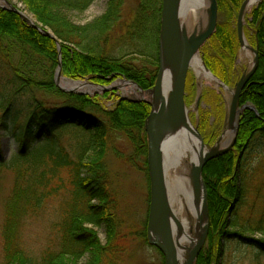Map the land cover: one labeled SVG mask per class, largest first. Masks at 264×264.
<instances>
[{
    "label": "trees",
    "instance_id": "obj_1",
    "mask_svg": "<svg viewBox=\"0 0 264 264\" xmlns=\"http://www.w3.org/2000/svg\"><path fill=\"white\" fill-rule=\"evenodd\" d=\"M20 1L38 23L54 33L61 55L52 38L40 34L16 13L0 8V55L8 60L12 73L10 92L0 87V133L12 126L21 145L17 160L9 167L17 176L6 203L3 264H34L21 245L23 225L61 195L67 197V203L62 220L55 225L60 234V252L48 249L42 263L80 264L87 258L86 264H103L106 256L116 252L120 232L118 204L104 162L110 132L123 133L139 154L146 152L145 122L151 108L145 103L122 100L114 111L106 113L107 125L86 114L99 106L97 97L60 90L53 74L45 79L38 65L47 62L57 69L61 58L62 75L75 81L89 80L107 87L126 78L140 92L154 88L159 72L163 0H138L129 15L126 0H108L105 13L82 26L76 25L70 14H84L95 0ZM244 1L218 0L227 22L218 25L203 50L207 68L225 83L239 50L234 24ZM252 19L249 26L255 34L253 45L259 51V64L241 94L240 105L253 109H245L240 116L233 150L204 168L209 249L201 253L196 264L218 262L223 240H238L253 232L264 236V0L255 7ZM14 56H18L17 63H11ZM47 96L62 97L66 107L50 105ZM66 127L91 137L76 158L55 145L41 149L35 146L41 140L49 142ZM90 226L105 229V245ZM229 228L235 233H229ZM253 243L249 244L264 251V245Z\"/></svg>",
    "mask_w": 264,
    "mask_h": 264
},
{
    "label": "rangeland",
    "instance_id": "obj_2",
    "mask_svg": "<svg viewBox=\"0 0 264 264\" xmlns=\"http://www.w3.org/2000/svg\"><path fill=\"white\" fill-rule=\"evenodd\" d=\"M137 2L138 0H126L128 15L129 12L135 9ZM107 3L108 0H95L93 5L84 14L71 13V19L76 25H85L102 16L106 11ZM257 4L246 12L244 25L246 43L253 48H257L253 45L255 34L249 24L253 22L252 13ZM8 6L16 8L21 13L31 18L35 23L39 24L43 30L49 31L54 35L50 29L38 23L20 0H0V8L7 9ZM226 22L227 17L224 12L219 10L218 5L217 28L218 25H223ZM27 24L32 27L29 23ZM234 26L237 30V20H235ZM161 33L162 23L159 38V51ZM209 41L198 53V56L202 60H204L203 50ZM60 55L61 51H59V56ZM254 58V53L247 49L245 50L239 41L237 58L229 77H226V83L209 70L220 83L228 88V90L224 89L222 86H217L214 82H210L205 78H200L193 68L189 70L184 86L183 98L188 110L187 118L200 134L204 144V153L213 149L223 138L224 134L230 130L229 109L231 93L234 90V84L253 66ZM6 60L5 57L0 55V87H5L6 92L9 93L12 86V73L8 60ZM12 62L17 63L18 56L12 57L11 63ZM38 66L40 70H43L42 74L44 73L43 76L45 79L49 80L50 74H53V82L56 87L59 88L57 85L59 84L57 79L58 67L57 69H53L52 64L47 62H41ZM59 74V76L66 81L86 83L90 88L98 86L92 84L89 80L75 81L64 77L61 72ZM120 80L132 82L126 78H119L111 82L107 87L100 86L109 90L95 89L93 94L88 91L91 95L84 94L83 96H88L93 99L97 97L98 102H100L98 107L88 109L86 114L109 125L106 113L114 111L116 105L120 101L145 103L149 105L147 102H138L137 100H141L138 98V95L147 94L149 91L153 90V88L145 92H140L135 84V86H128L123 83L122 87L112 89V87H116L117 84L121 83ZM59 89L65 91L62 88ZM45 100L52 106L59 108L66 107V104H64L65 100L62 97L47 96ZM14 131V128L9 126L8 130L1 131L0 133V264H3L2 229L5 219L6 203L12 193L17 176L16 172L9 167L13 161L17 160L21 150V145L15 139ZM230 131L233 133V130ZM89 140H91L90 135L83 133L77 128L66 127L60 130L49 142L41 140L38 144L36 143L35 146L38 145L37 147L41 149L42 146H47L49 144L55 145L56 148L67 150L71 156L76 158L80 153L81 146L88 143ZM108 141L104 162L108 169V178L112 193L118 204L117 223L120 232L119 238L115 241V246H117L116 252L111 256H106L103 264H165L163 254L157 248L150 246L147 242V224L150 207V177L147 164L148 146L146 152L139 154L136 145L130 141L126 135L117 131L110 132ZM66 203L67 197L62 195L50 200L39 216L29 218L23 225L21 245L28 256L31 257L34 264H43L41 261L43 255L50 248L54 249L56 253L60 252V234L55 228V225L62 220L61 218L64 214ZM93 203L95 204L96 201ZM230 217L231 214L228 217V222L231 219ZM89 228L98 234V239L101 241L102 245L107 243V236L104 228H94L92 226ZM228 230L229 233L235 231L233 228H229ZM249 243L264 245V236L259 232H253L252 234H246L244 237L242 236V238L238 240H223L220 249L221 254L218 258V262L215 264H264V251L259 249L257 244H255L257 246H252ZM208 249L209 247L206 241L201 253L203 251H208ZM86 262L87 258L83 259L80 264H86Z\"/></svg>",
    "mask_w": 264,
    "mask_h": 264
},
{
    "label": "water",
    "instance_id": "obj_3",
    "mask_svg": "<svg viewBox=\"0 0 264 264\" xmlns=\"http://www.w3.org/2000/svg\"><path fill=\"white\" fill-rule=\"evenodd\" d=\"M261 1L262 0H246L239 11L237 19V31L240 44L243 48L254 53L255 58L251 69L242 75V77L235 84L234 90L231 93V103L229 109V128L233 130L231 142L223 150H218L216 148V145L213 149L209 150L207 153H204L200 162L194 168L197 183L202 185L203 189V209L200 213L199 222H202L203 215H205L206 227L200 242L193 250L187 264L196 263L202 249L206 244L209 233V207L207 189L203 179L204 168L211 160L233 149L236 143L240 124L239 116L245 109H253L251 106H240L241 94L256 73L259 64L258 48L250 47L246 43L244 25L247 7L250 4H257ZM7 9L18 14L23 21L29 23L40 34L51 37L56 42L60 51V42L51 32L43 30V28L39 24L35 23L33 20H31V18L27 17L16 8L8 6ZM208 12L209 19L206 29L202 31L196 29L194 32L189 34L186 30L183 20L184 16L182 0H163L162 35L160 39L159 51V72L157 75L155 87L153 88V90L147 93L153 95L154 99L152 102L146 100H137L138 102H147L151 106V112L145 122V129L148 140L147 164L150 177V207L147 224V242L150 246L157 248L163 254L165 258V264H179V250L173 242L170 233L169 223L171 211L168 202L167 184L164 173L162 147L163 135L173 117L180 110L186 108L183 98V91L187 75L189 70L191 69V63L194 56L200 52L201 48L212 38V36L216 32L218 24L217 0H210V9ZM165 29L169 35V41L173 54V76L170 78L167 75V65L164 61L161 47L162 37ZM61 68L62 60L60 59L57 70V79H61V77L59 76ZM206 69L212 75L207 67ZM215 79L217 80V78ZM120 82L128 86H135L134 83L126 80H120ZM57 85L59 88H62L69 93L78 95H91L89 92L67 89L61 87L59 84ZM221 85L224 89L228 90L225 85H223L222 83ZM92 89L94 91L95 89L105 88L100 86H93ZM112 89H118V87H112ZM197 136L202 148H204L203 141L198 132Z\"/></svg>",
    "mask_w": 264,
    "mask_h": 264
},
{
    "label": "bare ground",
    "instance_id": "obj_4",
    "mask_svg": "<svg viewBox=\"0 0 264 264\" xmlns=\"http://www.w3.org/2000/svg\"><path fill=\"white\" fill-rule=\"evenodd\" d=\"M182 4L183 20L187 32L190 34L196 29L201 31L206 29L210 0H182ZM254 5L250 4L246 12ZM161 47L167 65V75L170 78L173 76V54L166 29L162 37ZM205 65L204 60L196 54L192 60L191 68L195 70L200 78H205L210 82H214L217 86H222L207 71ZM58 81L63 88L94 93L93 89L86 83L70 82L62 78H59ZM122 85L121 82L116 87H122ZM138 98L152 102L154 96L142 94L138 95ZM187 116L188 110L184 108L173 117L164 132L162 142L164 173L171 211L170 233L179 250V264H187L206 227L205 215H203L202 222H199L200 213L203 209V189L202 185L197 183L194 169L204 155V148L200 144L195 127L186 118ZM230 130L224 134L217 144L216 148L218 150H223L230 144L233 136Z\"/></svg>",
    "mask_w": 264,
    "mask_h": 264
}]
</instances>
